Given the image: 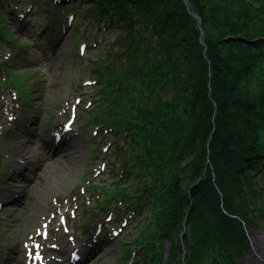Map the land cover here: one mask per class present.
Returning a JSON list of instances; mask_svg holds the SVG:
<instances>
[{"label":"trees","instance_id":"trees-1","mask_svg":"<svg viewBox=\"0 0 264 264\" xmlns=\"http://www.w3.org/2000/svg\"><path fill=\"white\" fill-rule=\"evenodd\" d=\"M188 4L96 1L89 14L109 10L121 21L124 36L110 49L125 50L101 61L111 65L99 71L100 93L116 128L137 144L128 159L151 178L143 183L151 227L173 244L187 215L188 264H226L254 219L244 169L264 158V0ZM116 79L121 89L112 95Z\"/></svg>","mask_w":264,"mask_h":264},{"label":"rangeland","instance_id":"rangeland-1","mask_svg":"<svg viewBox=\"0 0 264 264\" xmlns=\"http://www.w3.org/2000/svg\"><path fill=\"white\" fill-rule=\"evenodd\" d=\"M24 1H31L35 5H37L35 0H23V2ZM37 7L39 6L37 5ZM85 7L86 6H83V8ZM44 14H45L44 12H40L37 8H35V15H36L35 21L39 23V25H41L42 28H46L45 23L47 22V17ZM79 20H82V18L77 16L76 14L75 24H74L76 26V31H80L81 33L85 32L84 28L88 26L86 24L87 22H85V24L83 23V25H80L78 23ZM7 22H8V19H7ZM38 28H40V26L39 27L35 26L33 27L32 30H37L38 32L39 31ZM9 29H11V27H9ZM94 32H96L95 29H94ZM114 36H116V33H114L113 30L110 33H106L104 35L101 34L98 38H95V34H94L91 42L88 43L85 56H90L92 54L94 55L98 54L103 49V46L106 45L107 38H109V41H112L114 39ZM56 39H57V35L55 34L54 36H51L50 39L44 40L43 43L41 42L42 43L41 48H44V47L50 48V44H52ZM103 39H104V42H102ZM77 40L78 38L76 39L72 38L70 42H66V43L64 42L60 46L59 48L60 50L58 49L59 51L57 54L53 55L49 52L48 56L46 57L45 68H41L40 70H37L35 69L33 65H31V67L29 68V70L33 72V75L36 74L37 78L38 77L41 78L40 79L41 81L39 83L40 85L37 87V89H34V92L37 94L36 96L37 100L34 102V107L38 109L39 111L40 119L42 120L40 124H42L47 118H51L54 115L55 110L58 108V104H61L62 100L65 99L67 96H76V95L88 96L93 92L92 89H84V90L80 89L81 88L80 81L88 78L86 74L89 71L90 65H88L85 60L84 62H81L75 59L73 45L75 43H79L80 40L78 41ZM93 42L100 43L99 47L101 49L98 50L97 46L93 47L92 45ZM7 50H11L14 53H17V51L15 49L12 50V47L9 46L7 43H4V44L0 43V55L3 56ZM38 55L42 56L43 52L39 51ZM47 67H51L50 70H47ZM43 73L45 75H43ZM46 85L49 87V91H47V94L44 97H42L41 89L46 87ZM82 115L83 113L80 116ZM73 147H76L80 151L81 162L78 165V169H77L78 171L74 173L72 176H68L67 174V175H62L61 178H59L60 187L63 190H67L68 188L79 183L80 178H87L89 176V173L87 172L91 165H89L90 163L87 162V159L90 153V147L85 146L79 141L78 142L75 141V144ZM72 150L73 152L68 150L67 154H65V157H61L58 161L51 164L49 166V169H47V171L45 170V173H50V172L53 173V172H58V171L63 173L64 172L63 170H66L68 166V165L66 166V161H68L70 158L75 156V151H77L74 149ZM70 154L72 155L70 156ZM93 163L94 162H92V164ZM100 181H103L104 186L106 187V185L109 184L110 179L104 176ZM38 193H39V190L37 187H35L32 193L33 199H35L36 197L37 199L39 198ZM32 203L33 201L31 200L30 204ZM138 222H139L138 228L136 229H134L133 227L128 228L127 230L128 234L127 236H125V240L133 239L134 234L137 233L138 229L141 226L140 219H138ZM28 226L29 225L23 226V228L20 229L21 231H19L18 229H15L14 232L6 231L4 232V234L0 232V236L2 237L3 235L7 234L6 236L12 237L11 242H8V243L17 244V249H18L20 240L25 236V234L28 231L27 230ZM135 227H136V224H135ZM106 251H108V255L103 256L97 264H115L117 262L118 248H116V245L113 244L112 246L107 247Z\"/></svg>","mask_w":264,"mask_h":264},{"label":"bare ground","instance_id":"bare-ground-1","mask_svg":"<svg viewBox=\"0 0 264 264\" xmlns=\"http://www.w3.org/2000/svg\"><path fill=\"white\" fill-rule=\"evenodd\" d=\"M76 147H74V149L78 150ZM16 152L21 153V154L25 153L26 152L25 144L17 146ZM80 162H81V154H80V151H77L75 153V156H73L68 161H66V166L67 165L68 166L66 170H63L64 172L62 171L63 173L58 171V172H53V173L50 172V173L44 174L37 184L42 194L55 192L54 189H57L60 186L59 178H61L62 175L68 174V176H72L74 173H76L78 171L77 169H78V165L80 164ZM50 180H51V183H53V185L51 186L48 183L50 182ZM36 213L39 214V209L34 210V214ZM255 243L253 245V249L254 251H256L257 256L260 257L262 261H264V237L261 243H259L258 241L256 244ZM261 264H264V262H261Z\"/></svg>","mask_w":264,"mask_h":264},{"label":"water","instance_id":"water-1","mask_svg":"<svg viewBox=\"0 0 264 264\" xmlns=\"http://www.w3.org/2000/svg\"><path fill=\"white\" fill-rule=\"evenodd\" d=\"M184 3L186 4L187 3V0H184ZM197 21H198V24H199L200 23L199 19H197Z\"/></svg>","mask_w":264,"mask_h":264},{"label":"snow or ice","instance_id":"snow-or-ice-1","mask_svg":"<svg viewBox=\"0 0 264 264\" xmlns=\"http://www.w3.org/2000/svg\"><path fill=\"white\" fill-rule=\"evenodd\" d=\"M36 259H37V260H39V259H40L39 255H37V256H36Z\"/></svg>","mask_w":264,"mask_h":264}]
</instances>
